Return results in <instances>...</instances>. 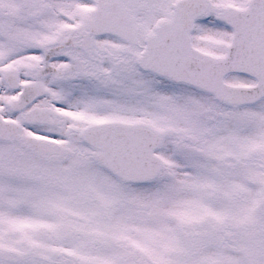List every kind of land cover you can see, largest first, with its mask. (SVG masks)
<instances>
[{"label":"snow or ice","instance_id":"6c2138e0","mask_svg":"<svg viewBox=\"0 0 264 264\" xmlns=\"http://www.w3.org/2000/svg\"><path fill=\"white\" fill-rule=\"evenodd\" d=\"M0 264H264V0H0Z\"/></svg>","mask_w":264,"mask_h":264}]
</instances>
